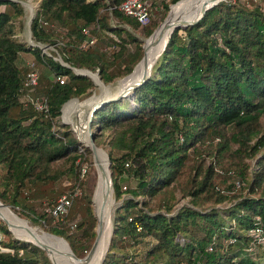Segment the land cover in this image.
Segmentation results:
<instances>
[{
	"label": "trees",
	"instance_id": "16d2710c",
	"mask_svg": "<svg viewBox=\"0 0 264 264\" xmlns=\"http://www.w3.org/2000/svg\"><path fill=\"white\" fill-rule=\"evenodd\" d=\"M120 1L38 0L29 20L35 44L28 47L12 35V21L22 13L21 4L0 0L4 6L0 10V201L44 231L63 237L78 257L94 236L90 192L83 186L87 167L78 174L82 161L90 163L89 150L56 119L63 101L84 95L91 85L88 77L69 66L96 67L99 78L108 81L129 72L141 56L140 40L129 27L142 25L147 35L155 23L149 17L139 24L115 7ZM165 1L160 17L168 3L178 0ZM38 19L63 27V38L40 26ZM82 27L94 37L102 35L111 50L96 39L79 47ZM38 44L46 46L45 52ZM20 51H30L42 65L31 88L22 85L26 67L15 64ZM53 53L68 66L54 59ZM151 67L129 95L132 106L124 110L117 99L106 101L91 116L90 127L95 130L113 128L107 157L112 197L117 201L99 264H246V254L255 243L249 230L264 228V187L256 195L235 194L226 205H215L231 195L212 185L208 164L197 179L191 177L186 201L179 206L172 208L174 201L166 196L151 208L146 199L171 183L187 150L210 130L228 127L234 150L242 149L245 155L264 147V119L258 120L264 114V9L254 0L217 1L195 23L174 27ZM55 75L65 79L59 83ZM35 92L44 101L41 108L19 99ZM74 100L64 102L62 110ZM216 144L214 155L226 146ZM256 163L262 169L247 183L250 192L264 174V151ZM64 175L73 177L72 182L57 186ZM122 175L131 176L134 185L121 186ZM74 186L79 192L63 220H53L45 207ZM206 190L215 196L201 206L204 199L199 195ZM33 201L45 207L36 210ZM70 222L74 226L69 229ZM0 233V264H51L43 249L9 236L2 223ZM145 239L150 245L135 258L131 248ZM255 246L258 255L264 253V247ZM248 264L260 263L249 259Z\"/></svg>",
	"mask_w": 264,
	"mask_h": 264
},
{
	"label": "rangeland",
	"instance_id": "374dc122",
	"mask_svg": "<svg viewBox=\"0 0 264 264\" xmlns=\"http://www.w3.org/2000/svg\"><path fill=\"white\" fill-rule=\"evenodd\" d=\"M15 1H18L21 4L22 13L19 16L15 17L12 21L13 30H14L12 35L17 40L21 41L26 46L30 47L29 39H30V42H32L33 44H35V42H33L31 40V37H30L29 17L32 16L31 14L34 12V9L36 7L38 0H15ZM254 1L256 3H259V5L262 8L264 7V0H254ZM162 2L165 3L167 1H165V0H152L151 11H150L149 17H150V21H153L155 23L153 28L156 26V24L158 22H161V20L163 19V17L167 13L169 5L171 4V3L167 4V9L165 10L163 16L160 17V14L163 10L162 9ZM29 5H30V8H29ZM3 7H4L3 5H0V10ZM171 7H170V9H171ZM53 24H54V28L50 29V30L52 32H57L58 36L63 38L62 32L64 31V28L58 26L57 23L53 22ZM125 26H127V25H125ZM129 29L140 40V46L143 42V39L146 38V36L150 33L149 32L147 35L144 34L142 25H137L134 28L129 27ZM107 35H109V34H107ZM94 39H96L95 41H99L105 49L111 50V48H112L111 43H109L102 35H100L99 37L96 36V37H94ZM49 49H51V48H48L46 51H48ZM141 52H142V49H141ZM160 52H161V50H159L154 55L152 62H151V65H150V68H149V71L151 70V68H152L151 66H152L154 60L156 59V57L159 55ZM46 53H49V51ZM52 56H53V58L58 57L54 53ZM29 62L33 63L37 72L42 68V65L38 64V62L35 61V58L30 51L18 52L17 57L15 59V64L17 66L26 67V65ZM90 70L96 72L98 75V71H97L96 67H93ZM85 73H87L88 75L91 76L94 83L90 79L91 85L88 88V91L82 96L75 97L77 100H74L70 104L66 105L63 108L62 113L61 114L59 113V115L56 119V123L65 125L66 129H68L71 132V134L76 138V140L82 146H85V145L81 140H79L77 134L73 131L70 123H68L66 121L61 122V118L63 116L64 111L67 108L81 104L83 101H89V100L101 98L105 94H112L115 91L122 90V89L126 88L130 82V79H131L130 77L132 75V73H131L130 75H128L127 77L122 78V79H121V77L123 75L118 76V77H114L108 81L107 80L102 81V79H100L99 76H98V78H99L98 79L96 77V75L93 74V72H85ZM38 97H40L39 94L37 92H35L34 94L33 93L31 94L30 98L32 100H36ZM19 99H22V98L19 97ZM117 101L121 104V106L124 110H127L128 107L132 106L131 96H128V95H126V97L121 96L117 99ZM86 118H87V111L78 116V126L80 125L79 127H81L82 131L85 133H86ZM263 119H264V114L260 113L258 115L259 123H261L263 121ZM62 120H63V118H62ZM90 128L92 131L95 132L94 144L97 145L98 147H100L101 149H103L104 153L106 154V157H107V150L109 148L108 139L110 138V135L112 134L113 128L108 127L105 129H97V130H95V128L93 126H91ZM229 133H230V129L228 127H224V126L220 127L218 130L214 129V130L208 131L207 133H204L198 140L195 141L193 147L189 148L187 150L188 151L187 158H186L185 162L180 166V169L178 170L176 176L171 181V183L168 186H166V188L164 190H161L160 192L156 193L151 198L146 199V203L150 204L151 208H154V207L158 206V203H160L162 199H165L166 196H168L169 199H173V201H174L172 208L179 206L181 203L186 201L187 195H184V193H185L186 189L188 188V186L190 185L191 177L193 175H195L196 179H197L198 174L201 172V169L203 167H206L208 164H210L212 166V170L210 172V179H211L212 185H214L215 189L222 191L225 194L231 195V196H227L225 198V200H222L220 202H216L215 205H221V206L226 205L229 198L233 197V195H235V194L236 195H240V194L256 195L259 192V190L262 187H264V174H262V179L259 180L257 184H255V188H254V190H252V192H250L248 190L247 183L250 180H252L251 178L254 176L255 172L262 169L256 163V159L264 151V147L258 149V151L254 155H245L244 152L242 151V149L234 150V148L236 147V143L229 140V138H228ZM218 141L225 142L226 146L221 150L219 149V151L214 155V149L217 146L216 143ZM249 142H251V140H249ZM88 157L90 158V163L82 161L79 164V167L81 164H83L87 167L86 173L84 175L83 186L87 187L89 192H90V206H91V212L93 213L92 205H91V193H92V200H93V193H94V189L96 186V181H97L99 173L95 172V170H94V166H93L92 161H91L90 150L88 153ZM107 159H108V157H107ZM55 163H58V161L54 162V164ZM195 167L198 168V171H195ZM240 176L242 178H240ZM72 178L73 177H67L64 175L56 181V185L57 186L68 185L69 183L72 182ZM239 179H241L242 182ZM119 184L121 186H133L134 185V179L131 176L122 175V177L119 179ZM70 191L71 190L64 189L61 193H67ZM111 194H112V190H111ZM122 195H124V194H122ZM214 196L215 195L210 190H206L204 193H201L199 195V197H202L204 199V201H201V206L205 205L206 203L211 202L214 199ZM136 199H141V198L139 196H137ZM113 202H114L113 204L115 206L117 201L113 199ZM1 203L5 204L6 206H8L11 209V207L8 204L3 203V202H1ZM32 205L36 210L42 209L43 207H45L44 205H39L37 203V201H33ZM11 210L18 217L27 220L28 222H30L34 226H38V227L42 228L40 225L33 223L28 218H26V216H24L23 213L21 211H19L17 208L14 207V209H11ZM94 220H95V218H94ZM0 223H2L5 226V228L8 230L9 236L16 238L11 233V231L7 228L6 223L2 219H0ZM94 224H95V222H94ZM110 228H111V224H110ZM77 231L78 230L76 229L74 231V233H76ZM109 235H110V229H109L108 236ZM253 235L255 237V243L250 248V251H248V253L246 254V258H245L246 262L245 263L248 264L249 259H250L252 262H256V263L261 264L263 262V259H264V253L263 254L261 253V255H258L257 254L258 252H256L257 250H255V247H256L255 245L259 244L260 247H264V228L256 229V231H254ZM16 239L23 240L21 238H16ZM178 239H180V238L178 237ZM28 242H30V241H28ZM150 242H151L150 240L145 239L143 242L138 243L136 245V247H134V248L132 247L131 251L134 252V257L138 258L140 256V254L150 245ZM64 245H65V243H64ZM105 251H106V249H105ZM102 257H103V255H102Z\"/></svg>",
	"mask_w": 264,
	"mask_h": 264
},
{
	"label": "bare ground",
	"instance_id": "6f19581e",
	"mask_svg": "<svg viewBox=\"0 0 264 264\" xmlns=\"http://www.w3.org/2000/svg\"><path fill=\"white\" fill-rule=\"evenodd\" d=\"M210 1L212 0H178L177 2L170 4L164 19L157 24L153 32L148 37L144 38L142 43L143 60L139 61L128 74L130 75L132 73L128 86L122 90L115 91L112 94H105L103 97L116 95L117 93H121V96H129L131 94V90L127 88L140 76L143 70L146 69L149 72L154 55L164 46L170 30V23L178 17L187 19L196 18L204 6ZM81 71L84 73L92 72L88 69H82ZM85 74L88 75L87 73ZM93 74L95 73L93 72ZM128 75L122 78H125ZM88 77L93 82L91 76L88 75ZM98 99L100 98L83 101L81 104L67 108L63 113V120L70 123L73 131L82 142L86 141V133L82 131L81 127H79L80 125L78 126V116L88 111L90 105ZM75 100L77 99L75 98ZM92 152L95 156L93 163L94 170L99 173V175L93 193V200L91 198V205L95 220L100 222L101 230L95 247L86 258H74L70 253L69 248L67 247L68 249L66 250L63 247V240L61 238L44 231L38 226L32 225L25 219L18 217L8 206L0 203V218L6 223V226L9 228L11 233L18 238L26 239L38 244H44L46 246L47 254L50 256L54 264H97L108 246V234L114 202L110 185L108 183V169L105 164L104 150L94 144Z\"/></svg>",
	"mask_w": 264,
	"mask_h": 264
},
{
	"label": "built area",
	"instance_id": "2783aa9c",
	"mask_svg": "<svg viewBox=\"0 0 264 264\" xmlns=\"http://www.w3.org/2000/svg\"><path fill=\"white\" fill-rule=\"evenodd\" d=\"M111 6L109 5L107 8L109 9ZM119 11L122 13L133 17L139 24L146 23L150 16L151 5L150 0H121L116 6ZM264 9V7H263ZM39 25L42 27H46L49 29H53L54 25L52 22H48L44 19H38ZM51 27V28H50ZM81 32L83 34L82 39L79 41V47L83 48L88 45H91L94 41V36L88 33L87 27H82ZM40 51L45 52L46 46L38 44ZM54 59H59L54 58ZM37 70L34 67L32 62H29L26 65V69L24 75L22 77V85L27 88H31L36 84L37 81ZM64 75H55L54 80L61 83L64 80ZM31 95L25 93L21 98L23 100H28L35 108H41L44 106V101L40 100L38 97L36 100H32ZM85 170V165L81 164L79 167V176L83 174ZM78 187H72L70 192L59 194L50 206L45 207V211L52 217L53 220H63L65 216L68 206L71 202V199L78 194ZM74 226V222H70L68 224V228H72ZM138 228V226H137ZM259 228H251L249 233L253 235L254 231ZM1 235V233H0ZM254 236V235H253ZM209 248V247H208ZM12 252V249H8Z\"/></svg>",
	"mask_w": 264,
	"mask_h": 264
},
{
	"label": "water",
	"instance_id": "95a60500",
	"mask_svg": "<svg viewBox=\"0 0 264 264\" xmlns=\"http://www.w3.org/2000/svg\"><path fill=\"white\" fill-rule=\"evenodd\" d=\"M175 1H177V0H175ZM175 1H174V2H175ZM217 1H219V0H212V1H210L208 4H206V5L204 6V8L201 10L200 14H199L196 18L187 19V18L178 17V18L174 19V20L170 23V30H169V33H170V31H171L174 27H185L186 25H190V24L195 23V22H196V21L202 16V14L204 13L205 9L211 7V6L214 5ZM172 3H173V2H172ZM167 11H168V10H167ZM31 15H32V14H31ZM165 15H166V14H165ZM164 17H165V16H164ZM164 17H163V19H164ZM30 18H31V16L29 17V20H30ZM163 19H162V20H163ZM162 20H161V21H162ZM158 23H159V22H158ZM158 23H157V24H158ZM157 24H156V26H157ZM156 26H155V27H156ZM155 27L150 31V33H149L148 35H150V34L153 32V30L155 29ZM169 33H168V35H169ZM148 35H147V36H148ZM167 37H168V36H167ZM143 40H144V39H143ZM166 40H167V38H166ZM166 40H165V42H166ZM142 43H143V42H142ZM29 44H31V45L33 44L32 42H30V39H29ZM141 49H143V45H142V44H141ZM141 60H143V58H142V52H141V56L139 57V59H138L133 65H132L130 71L127 72L126 74H124L123 76L128 75V74L132 71L133 67H134L139 61H141ZM58 61H59L61 64L68 66L66 63L60 61V59H58ZM143 63H144V61H143ZM69 67L71 68V70H72L74 73H76V74H81V75H85V76L88 77V75H86L83 71H81V70L84 69L85 67H73V66H69ZM149 72H150V71H149ZM149 72H148L146 69L143 70L142 73L140 74V76H139L137 79H135V81H134V82H133V83H132L127 89H129V90L132 91V89H133L135 86L139 85L140 83H142V82L146 79V77L149 75ZM94 73H95L96 77L98 78L97 73H96V72H94ZM123 76H122V77H123ZM88 78H89V77H88ZM89 79H90V78H89ZM98 79H99V78H98ZM121 95H122L121 93H117L116 95H112V96H108V97L100 98V99H98L97 101H95L94 103H92V104L90 105L88 111H87V118H86V141H83V143H84L85 146L88 147V149H89L90 152H91V161H92V164L94 163V159H95V156L93 155V152H92V148L94 147L93 133H92V130H91V128H90V120H91L92 113H93V111H94V110H95V109H96L101 103H104V102H106V101H111V100L118 99L119 97H121ZM69 99H75V97H70V98L66 99L65 101H63V102L61 103L60 107H59V110H61V106L63 105V103L66 102V101L69 100ZM61 122H65V121L62 120V118H61ZM105 164H106V167H107V169H108L109 160L107 159L106 154H105ZM108 183H109L110 188H111L110 177H109V169H108ZM91 198H92V193H91ZM0 203H1V202H0ZM3 205H5V204H3ZM92 215H93V217H94V214H93V213H92ZM94 218H95V217H94ZM0 219H1V218H0ZM7 228H8V227H7ZM8 229H9V228H8ZM93 229H94V236H93V239H92V241H91V244H90V246L88 247L87 251H86L81 257H78V256L74 255V253L71 251V249L69 248L67 242L65 241V239H64L63 237H61L60 235H57V234L51 233V232H49V233H51L52 235H55V236L61 238V239L64 241V243L67 245V247L69 248V251H70V253L72 254V256H73L74 258H76V259H84V258H86V257L92 252V250H93V248L95 247L96 242H97V240H98V236H99V234H100V230H101V225H100V222H99V221H96V220H95V224H94ZM110 232H111V230H110ZM14 237H16V236H14ZM16 238H18V237H16ZM23 240L28 241V240H26V239H23ZM30 242H31V241H30ZM31 243H33V244L37 245L38 247H40L41 249H43L44 253L46 254V256H47V258L49 259V261L51 262V264H54V262L52 261V259L50 258V256L47 254L46 246H45L44 244H38V243H35V242H31ZM99 262H100V260L98 261L97 264H99Z\"/></svg>",
	"mask_w": 264,
	"mask_h": 264
}]
</instances>
